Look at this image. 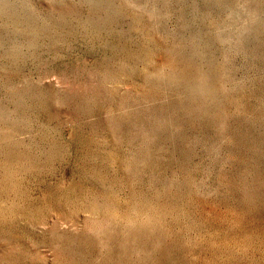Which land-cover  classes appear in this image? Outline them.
<instances>
[{
    "label": "rangeland",
    "instance_id": "obj_1",
    "mask_svg": "<svg viewBox=\"0 0 264 264\" xmlns=\"http://www.w3.org/2000/svg\"><path fill=\"white\" fill-rule=\"evenodd\" d=\"M0 264H264V0H0Z\"/></svg>",
    "mask_w": 264,
    "mask_h": 264
}]
</instances>
